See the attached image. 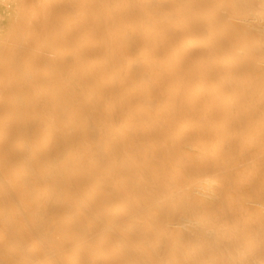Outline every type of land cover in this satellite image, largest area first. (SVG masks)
Listing matches in <instances>:
<instances>
[{
    "label": "bare ground",
    "instance_id": "6f19581e",
    "mask_svg": "<svg viewBox=\"0 0 264 264\" xmlns=\"http://www.w3.org/2000/svg\"><path fill=\"white\" fill-rule=\"evenodd\" d=\"M0 264H264V0H0Z\"/></svg>",
    "mask_w": 264,
    "mask_h": 264
}]
</instances>
